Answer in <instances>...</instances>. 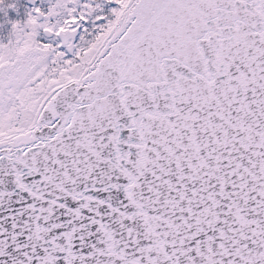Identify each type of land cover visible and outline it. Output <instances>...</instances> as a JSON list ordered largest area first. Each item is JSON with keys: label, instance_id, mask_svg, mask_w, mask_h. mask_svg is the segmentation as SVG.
<instances>
[{"label": "snow or ice", "instance_id": "snow-or-ice-1", "mask_svg": "<svg viewBox=\"0 0 264 264\" xmlns=\"http://www.w3.org/2000/svg\"><path fill=\"white\" fill-rule=\"evenodd\" d=\"M0 264H264V0H0Z\"/></svg>", "mask_w": 264, "mask_h": 264}]
</instances>
